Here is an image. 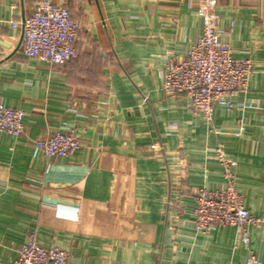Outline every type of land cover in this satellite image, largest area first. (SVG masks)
<instances>
[{"label":"crops","instance_id":"0c3cea01","mask_svg":"<svg viewBox=\"0 0 264 264\" xmlns=\"http://www.w3.org/2000/svg\"><path fill=\"white\" fill-rule=\"evenodd\" d=\"M39 0H0V100L25 112L0 132V264H15L33 230L70 264H251L234 226L195 230V192L224 186L222 144L236 187L264 217V0H211L233 55L255 72L232 108L195 114L163 93L162 69L202 33L187 0H51L80 23L63 66L25 56L11 25ZM81 147L47 158L34 140L61 125ZM264 264V223L248 227Z\"/></svg>","mask_w":264,"mask_h":264},{"label":"built area","instance_id":"2783aa9c","mask_svg":"<svg viewBox=\"0 0 264 264\" xmlns=\"http://www.w3.org/2000/svg\"><path fill=\"white\" fill-rule=\"evenodd\" d=\"M187 1L197 5L203 30L185 56L166 61L162 69V90L167 97L185 95L195 114L211 119L215 106L236 105L235 99L246 88L255 67L251 59L233 55L230 42L224 39L226 29L221 27L211 0ZM11 25L19 30L18 48L27 57L63 66L77 56L75 45L80 23L71 18L65 4L39 0L30 12L12 19ZM24 115L22 108L6 106L0 100V132L15 137L23 134ZM34 146L47 158L69 157L81 147V141L77 127L65 124L49 136L35 139ZM215 152L224 167L225 183L218 190L200 188L195 192L194 228L205 233L222 226L236 227L235 246L246 245L251 264H260L249 246L248 227L256 222L264 223V217L253 216L245 206L223 145H217ZM17 253L15 264H70L71 258L68 250L40 242L33 230L19 245Z\"/></svg>","mask_w":264,"mask_h":264}]
</instances>
